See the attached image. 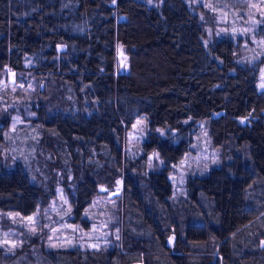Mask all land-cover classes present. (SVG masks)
Wrapping results in <instances>:
<instances>
[{
    "label": "trees",
    "instance_id": "1",
    "mask_svg": "<svg viewBox=\"0 0 264 264\" xmlns=\"http://www.w3.org/2000/svg\"><path fill=\"white\" fill-rule=\"evenodd\" d=\"M217 16L189 0H0V90L13 70L8 90L35 93L33 120L55 157L46 184L34 182L22 160L13 168L1 163L2 227L14 225L11 213L45 218L58 168L63 183L75 186L67 189L74 220L85 227L99 184L113 186L124 175L130 193L121 245L48 250L44 230L45 238L31 237L15 254L0 246V264H264L260 63L241 61V42L230 33L209 39ZM118 42L129 57L124 70ZM143 117L150 128L145 156L158 153L163 168L140 179L122 172L119 161L123 132ZM202 120L217 146L233 144L251 157L233 151L210 174L192 176L185 204L174 206L170 175Z\"/></svg>",
    "mask_w": 264,
    "mask_h": 264
},
{
    "label": "rangeland",
    "instance_id": "2",
    "mask_svg": "<svg viewBox=\"0 0 264 264\" xmlns=\"http://www.w3.org/2000/svg\"><path fill=\"white\" fill-rule=\"evenodd\" d=\"M148 1L154 4L159 0ZM189 1L197 6H207L218 13L216 25L208 28L209 39L215 33H230L235 39H239L241 42L239 59L248 60L252 64L260 63L259 84L264 89V0ZM117 54L118 67L128 68L129 57L120 42H118ZM16 76L17 73L10 70L3 79L0 90V166L3 162L9 168H13L17 165L16 160H22L30 171L32 180L38 184H46L51 180L50 173L53 172L49 167L53 166L55 157L52 151L44 146L45 137L41 123L33 120L36 118L32 106L36 100L35 93L26 92L22 97L21 93L17 92V88L12 87L8 90ZM40 84L45 88L44 81ZM5 116L6 124L2 121ZM148 123V119L139 118L130 129H125L123 132V153L119 161L122 172H131L144 178L151 171H160L163 168V161L158 153L154 152L145 156L144 144L150 135ZM197 124L199 130L190 150L173 168L170 175L173 184L171 202L174 206L180 207L185 204L188 198L187 184L192 176L210 174L214 168L223 166L227 160L231 159L233 151L240 154L245 152V155L249 152V157L246 156V158L249 160L251 157L250 151H240L234 148L233 144L217 146L211 135L208 120H202ZM165 132L164 130L163 133ZM101 162L104 167L106 160L103 159ZM48 169L50 173H47ZM68 169L70 179H72L73 169L72 167ZM95 170L98 171L96 168ZM54 172L58 180L56 183L57 196L52 200L44 219L41 218L39 212L29 216L11 213L8 217L14 225L4 228L0 224V246L5 248L6 254H15L24 244L31 242V237L45 238L47 236L45 241L48 250L74 248L105 250L113 249L114 242L121 245L123 220L127 210L125 195L130 194L125 185L124 175L118 176L113 186L99 184V195L83 214L84 218L89 221L85 227L74 220L75 206L70 198L71 192L67 189L70 188L74 192L75 186L71 184L67 187L63 183L65 176L63 169L58 168ZM258 182L261 186L264 185L263 179H259ZM254 190L262 192L260 188ZM18 227L24 231L20 232ZM44 230H48V235L43 236ZM173 242L174 237L172 236L168 243ZM261 245L264 246V239ZM136 264H144V262Z\"/></svg>",
    "mask_w": 264,
    "mask_h": 264
},
{
    "label": "water",
    "instance_id": "3",
    "mask_svg": "<svg viewBox=\"0 0 264 264\" xmlns=\"http://www.w3.org/2000/svg\"><path fill=\"white\" fill-rule=\"evenodd\" d=\"M121 70H124V67H123V66L121 67ZM42 87H43V86H42ZM43 88H44V87H43ZM218 115H220V113H218ZM114 195H115V194H114Z\"/></svg>",
    "mask_w": 264,
    "mask_h": 264
}]
</instances>
